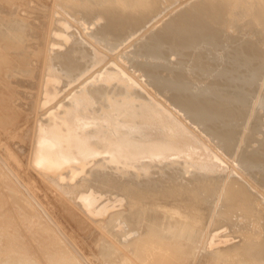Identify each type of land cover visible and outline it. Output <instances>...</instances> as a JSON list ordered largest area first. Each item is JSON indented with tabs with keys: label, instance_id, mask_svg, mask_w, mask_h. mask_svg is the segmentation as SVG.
Wrapping results in <instances>:
<instances>
[{
	"label": "bare ground",
	"instance_id": "6f19581e",
	"mask_svg": "<svg viewBox=\"0 0 264 264\" xmlns=\"http://www.w3.org/2000/svg\"><path fill=\"white\" fill-rule=\"evenodd\" d=\"M177 2L54 0L40 26L46 63L37 72L36 60L27 59L36 88L10 103L33 106L23 134H32L27 170L6 148L0 167L60 242L43 246L52 258L264 264V0H195L182 10ZM3 42L18 51L19 42ZM4 51L0 70L7 72L13 56ZM23 116L12 110L1 131L21 137ZM42 186L74 201L66 209L88 224L87 245L100 243L99 258L52 212ZM4 248L0 264L34 255L9 248L5 259Z\"/></svg>",
	"mask_w": 264,
	"mask_h": 264
},
{
	"label": "rangeland",
	"instance_id": "374dc122",
	"mask_svg": "<svg viewBox=\"0 0 264 264\" xmlns=\"http://www.w3.org/2000/svg\"><path fill=\"white\" fill-rule=\"evenodd\" d=\"M2 1L3 0H0V24L2 25V23H3L4 27L1 26L0 30L2 32L6 33V34L2 33V34H5V35H3L4 37H7L8 35L9 36L7 37V39L4 38V40H3V39H1V38H3V36L0 35L1 36L0 37V39H1L0 40V45L3 46V48L0 47V50H3V51L6 50L5 46L3 44H1V41L2 42L4 41L3 43H5V44L13 43V46H15L17 44L16 43V41H17V42L20 43V44L18 43L17 47L19 48V46L21 45L20 48H22L21 49L22 52H20V48L19 49L17 48V50L19 51L20 54L18 53V51L14 50V48L16 49V46L12 48L13 50L12 49H10V50L7 49L8 53H7V50H6V52L4 51L5 53H7V55L9 57L10 56H13V57H10L11 59L9 58L10 63L12 61V64H10L11 66H9L7 68L4 67V69L7 70V72H5L4 70H0V97L3 98V100H0V102H5L6 103V106L2 107V111H1L2 119H0V120L2 122H4V123H7V121L4 119V117H6L9 114H11L12 110H16L17 113L19 111L23 112V115H24L23 117L25 118L24 121L26 122V124H25V128H24V130L22 132V135H20L21 137L13 136L11 134L12 132H10L9 129H7L6 134H4V132L1 131L2 126L0 125V137L1 136L4 137V139L0 138V140H2L1 143L4 144V145H2L0 143V151L3 153L5 148H6V151L8 149L10 152L16 153L19 156L20 160L23 162V164L25 162L24 165H25V168L27 170V167H26L27 162L25 160H26V156L29 155L28 151H30V147H31L30 139L32 138V134L31 133H29V134L27 133L28 136L31 135V136H29L30 137L29 139L27 138L28 136H26V135L23 136V134L25 132H27V130H30V126H31L30 122L32 121V117L34 115V114H32V111H31V109H33V106H29L28 105L27 109H30V110H26V109L21 110L19 108V106H13V105L11 106L10 103L13 104V103L18 102L17 99L20 100L21 97L26 96V95L23 96V94H26L25 92L29 91L28 89L36 88L35 87V82L32 83L31 81H28V80H33L32 77H30V76H32V74H31L32 71L31 70L36 68L37 69L36 71L38 72L39 66L44 65L46 63V60H47L46 43L43 44V41H44L43 34L44 33L42 34L41 32L44 29L43 27L47 26L46 20H48V18H49V15L51 13V11H50L51 10V6H52V3H53L54 0H50V1L49 0H43V2H42V0H40L41 1V2L39 1L40 3H37V1L34 2V0H27V3L23 2V0H20V1H17V0H12L11 1V0H9L10 2H8V0H5L4 1L5 4L8 2L7 4H9L8 5L9 7L6 6L4 4V2L2 3ZM13 1H15V2L13 3ZM21 1L23 2V4L24 3L25 4L24 5L21 4ZM24 1H26V0H24ZM192 1L195 2V0H180V1L178 0V2L175 5H176V7L178 6L177 7L178 10L179 9L182 10L187 5H190L191 3H193ZM19 2H20L21 5L19 4ZM10 3L13 4L14 6L16 4V6L14 7ZM182 3H184V4H182ZM18 4H19V6H18ZM26 4H27V8L25 6ZM40 4H41V6H40ZM180 4H182V5H180ZM2 5H4V6L2 7ZM10 5L13 6V8H11ZM48 5H50V6H48ZM46 6H48L49 8L46 7ZM179 6H181V7L179 8ZM4 7L7 9V11H6V9ZM9 8H11V9H9ZM20 8H21V10H20ZM24 8L28 9L27 10L28 12L26 10H24ZM8 9L11 12H9ZM29 9H31V10H29ZM36 9L37 10L39 9L40 13L37 11L36 12L37 14H35L34 12L36 11ZM41 12H43V13H41ZM16 13H17V15H16ZM4 15H5L6 18H4ZM18 15L22 19H20ZM1 16H3V17H1ZM7 16L8 17L10 16V19ZM36 17H37V19H40V20L36 21L37 20ZM3 18L7 19V20L5 21ZM27 18H29V19H27ZM45 18H47V19L45 20ZM166 18H168V16ZM8 19L10 20V22L8 21ZM24 19L25 20L27 19L28 22L26 23L27 20L25 21ZM22 20H24V21H22ZM44 24H46V25H44ZM6 25H9V26H7V28H6ZM13 26L15 27V29L13 28ZM40 26H43V27L41 28ZM9 27H11V29ZM12 28H13V30H12ZM16 28L18 30H20L21 34L19 33L18 30H16ZM9 29L12 32L11 31H7ZM35 29H36V33H34ZM14 30L18 32L17 33L18 36L16 37L15 34L13 35L14 38L16 37V39L13 38L14 39V42H13V39L11 41L9 39V37H13V36H10V35L14 33ZM1 31H0V33H1ZM6 31L10 32V34H7ZM41 36H42L43 39L40 38ZM17 38H18V40H17ZM39 42H41V43L39 44ZM137 42H141V41L138 40ZM14 43H16V44L14 45ZM11 47H12V44H11ZM39 49H42V51L40 53H39V51H40ZM9 51H12V53L9 52ZM13 52L14 53L17 52V53L12 55ZM10 53H11V55H10ZM25 54H26V56H25ZM19 56L21 57V59H20ZM12 58H15L16 62L15 61L13 62ZM18 58L21 61H25L24 63L28 62V60H27L28 58H29V60H31L33 58V60H36V62L38 63V66H36L34 68L32 66V69H30L31 65H28V63H27V65L26 64L24 65L23 62H20V60ZM22 59H25V60H22ZM17 63H19V64L17 65ZM20 63H22V64L20 65ZM13 65H15V67ZM16 65L18 66V69H16ZM19 66H20V68H19ZM24 66H26V67H24ZM27 66H29V67H27ZM8 69H11V71L8 70ZM14 69L17 72H15ZM12 70H13V72H12ZM29 71H30V73H29ZM29 74H31V75H29ZM34 75H35V73H34ZM23 81H24V83L26 81L30 82V84L32 83L33 87H31V85H30V87H26L28 85H25V84H23L22 87H21L20 82H23ZM34 93H35V91H34ZM24 100H26V98H24ZM32 100L33 99H30V101H32ZM20 101H22V100H20ZM28 119H29V121H28ZM5 137H7V138H5ZM22 137L25 138V139L23 140ZM24 141H25V143H24ZM23 145H24V147H23ZM19 147H21V148H19ZM22 147H23L24 150L22 149ZM25 149H26V152H22V151H25ZM40 189L42 191L41 193H43L42 195L45 196V199L48 198L47 202L49 203L50 208L52 207V212L55 213L56 217L61 218L62 221L64 219V223H65V226L67 227L68 232L70 231L69 233H71L82 244L84 242L83 245L88 247V251L91 254H93V256L96 257V259L99 258L97 252L99 250L100 243L97 242L98 246H94L92 243H90L91 244L90 246L87 245V242H90V241H87V239H88L87 235L89 233L87 230H89V231L91 230L90 228H88L89 227L88 224L85 222L83 217L79 218V216L76 215L77 213L75 211L67 210L70 207V204L72 205V203L74 201H72V203H71L68 200L69 202L65 203V200L63 198L60 199L59 197L56 196L57 195L56 192H54V193H53V191L50 192V190H47V188H45L43 186L40 187ZM48 191H49V193H48ZM53 195H55V196H53ZM56 197H57L58 200L56 199L57 201L55 202V198ZM49 199L53 203H51V201ZM61 200H62V202H61ZM66 202H67V200H66ZM66 207H67V209H66ZM71 211H72V213H71ZM69 213L75 215L76 219L74 220L72 215H70ZM62 215H66V217L67 216L68 217L66 218L65 216H62ZM62 217H65V218H62ZM69 217H70V219H69ZM81 219H82V222L85 223V224H82ZM78 222L79 223L81 222V224H79ZM75 224L78 225L77 228H76ZM67 225L72 226V227L70 228ZM81 225H82V227H81ZM85 225H87V226H85ZM79 226L81 227L80 229L78 228ZM85 239H86V241H85ZM98 241H102L101 243H102L103 246H108L107 245L108 242L104 238H100V240H98ZM59 243L60 242H58L56 237H54V235L50 231L48 225L46 224L45 218H41V215L36 210L35 206H33V203L30 200H28V198L25 196V194L21 190V188H19V186L16 184V182L13 181L10 178V176L6 174L5 170L2 167H0V244H1L0 247L5 246V248H4L5 252L3 253L5 259H10V258L6 257V255H9V254H11L13 252H9V251H15L16 249L25 248L26 250L31 252V254H34V255H33L32 258H28V260H25L24 264H69V261L67 259L70 260V258H69L68 255H66L64 253L63 254L60 253V256H58V258H52L51 256H49L46 253V250L43 248V246L55 247V246H58ZM9 248H12V249L9 250ZM15 261H17V259H15ZM97 261L100 262V264H101V258H99Z\"/></svg>",
	"mask_w": 264,
	"mask_h": 264
}]
</instances>
